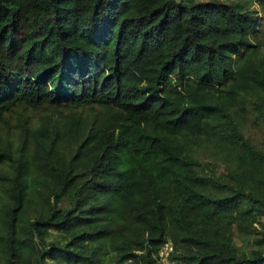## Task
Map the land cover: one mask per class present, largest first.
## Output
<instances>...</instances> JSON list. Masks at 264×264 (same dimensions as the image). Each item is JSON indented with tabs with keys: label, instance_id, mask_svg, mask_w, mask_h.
Here are the masks:
<instances>
[{
	"label": "trees",
	"instance_id": "trees-1",
	"mask_svg": "<svg viewBox=\"0 0 264 264\" xmlns=\"http://www.w3.org/2000/svg\"><path fill=\"white\" fill-rule=\"evenodd\" d=\"M261 9L0 0V264H264Z\"/></svg>",
	"mask_w": 264,
	"mask_h": 264
},
{
	"label": "rangeland",
	"instance_id": "rangeland-1",
	"mask_svg": "<svg viewBox=\"0 0 264 264\" xmlns=\"http://www.w3.org/2000/svg\"><path fill=\"white\" fill-rule=\"evenodd\" d=\"M254 8L258 9V5H255ZM259 16L261 18H264V12L262 11V9L259 10ZM91 113L92 112L90 110H86V111H72V112L71 111H67L64 115H66L68 117H72V118H80V116H82L84 118H89L91 116ZM12 119L13 120L11 122L12 126L10 128V132H11V134L13 136V140H16L14 134L16 132L17 133L19 132L16 129V123L18 122V120H17V118H15V119L12 118ZM39 119H40L39 118V113H34V112L27 113L26 117H25V120L28 122L29 125H37L39 123V121H40ZM257 134L259 136L258 140L260 141L259 145L264 147V126H261L258 129ZM16 142H17V140H16ZM237 241H238L239 246H241L243 244L240 240H237ZM0 250H1V246H0ZM159 262H160V260H159ZM160 264H162V263L160 262Z\"/></svg>",
	"mask_w": 264,
	"mask_h": 264
},
{
	"label": "built area",
	"instance_id": "built-area-1",
	"mask_svg": "<svg viewBox=\"0 0 264 264\" xmlns=\"http://www.w3.org/2000/svg\"><path fill=\"white\" fill-rule=\"evenodd\" d=\"M173 246L168 243L164 245L159 252V260L162 264H180L172 260Z\"/></svg>",
	"mask_w": 264,
	"mask_h": 264
},
{
	"label": "clouds",
	"instance_id": "clouds-1",
	"mask_svg": "<svg viewBox=\"0 0 264 264\" xmlns=\"http://www.w3.org/2000/svg\"><path fill=\"white\" fill-rule=\"evenodd\" d=\"M162 247H163V246H162ZM162 247H161V248H162ZM160 250H161V249H160ZM159 252H160V251H159ZM158 260H159V253H158Z\"/></svg>",
	"mask_w": 264,
	"mask_h": 264
}]
</instances>
